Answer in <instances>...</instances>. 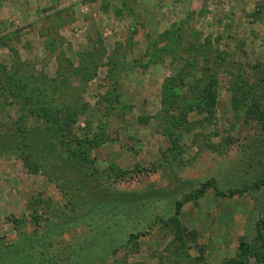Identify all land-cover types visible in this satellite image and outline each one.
<instances>
[{
	"label": "rangeland",
	"instance_id": "obj_1",
	"mask_svg": "<svg viewBox=\"0 0 264 264\" xmlns=\"http://www.w3.org/2000/svg\"><path fill=\"white\" fill-rule=\"evenodd\" d=\"M259 223L264 0H0V264H264Z\"/></svg>",
	"mask_w": 264,
	"mask_h": 264
},
{
	"label": "trees",
	"instance_id": "obj_2",
	"mask_svg": "<svg viewBox=\"0 0 264 264\" xmlns=\"http://www.w3.org/2000/svg\"><path fill=\"white\" fill-rule=\"evenodd\" d=\"M68 111L66 116L63 115V112H65L64 109H61L59 111H57L54 114L55 117V124L58 125L59 127L65 129V128H70L72 127L75 123H76V119L78 116V113L76 111H71V110H66ZM76 142H78V145H81L82 142H79L78 140H75ZM72 144H68V147H71ZM70 149V148H69ZM208 185V184H206ZM206 186H204L203 188H205ZM203 191V189L201 190V192ZM233 195V194H231ZM257 237L259 240L264 241V234H263V228L261 226V223L258 224L257 227ZM241 248V252H242V256L243 257H247L248 253H249V249L247 248V245L243 244L242 246H240Z\"/></svg>",
	"mask_w": 264,
	"mask_h": 264
}]
</instances>
